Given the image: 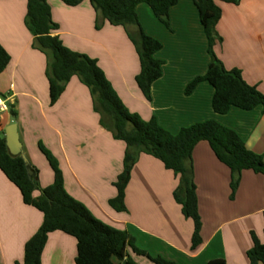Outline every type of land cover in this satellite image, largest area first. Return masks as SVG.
<instances>
[{
  "label": "crops",
  "instance_id": "crops-1",
  "mask_svg": "<svg viewBox=\"0 0 264 264\" xmlns=\"http://www.w3.org/2000/svg\"><path fill=\"white\" fill-rule=\"evenodd\" d=\"M51 18L58 25L53 35L74 51L95 59L120 99L142 119L155 117L172 133L198 121L214 119L234 129L248 149L264 158V111L232 106L225 114L212 108L214 88L206 81L190 94L187 84L204 74L211 57L208 40L192 0L170 7L169 27L146 3L136 7L143 30L162 47L155 57L163 61L162 75L151 85L147 100L136 84L140 71L135 46L122 26L108 21L96 28L98 17L89 0L70 6L48 0ZM222 14L215 47L227 69L237 68L243 79L264 94V0L219 2ZM27 0H0V44L10 62L0 74V96L17 111L15 121L24 153L38 170L42 188L53 181V171L39 149L41 142L58 160L66 191L103 222L126 230L133 243L150 256L176 264H249L252 233L264 231V177L243 170L233 198L231 172L206 140L192 153L194 182L202 220L201 243L191 248L193 222L185 218L173 198L178 177L163 163L141 153L126 187V210L116 211L109 200L116 196L114 182L123 170L126 145L100 125L89 89L73 76L58 100L50 104L46 77L47 56L33 46L25 25ZM264 85V84H263ZM9 110L0 111V134L11 122ZM40 192L36 190L35 196ZM43 221V214L25 204L17 186L0 169V264L22 263L26 241ZM76 239L53 231L41 254V264H76ZM136 264H155L128 247ZM263 264V263H259Z\"/></svg>",
  "mask_w": 264,
  "mask_h": 264
},
{
  "label": "trees",
  "instance_id": "trees-1",
  "mask_svg": "<svg viewBox=\"0 0 264 264\" xmlns=\"http://www.w3.org/2000/svg\"><path fill=\"white\" fill-rule=\"evenodd\" d=\"M62 1L74 6L83 0ZM89 1L102 19V22L99 18L96 19V28L99 29L102 23L108 21L126 30L140 62V71L135 76L136 84L144 97L150 100L151 85L162 75L163 61L155 57L162 44L143 30L136 7L139 3L148 4L154 15L169 27V9L178 0ZM192 1L207 36L211 60L206 72L187 84L185 93L190 94L198 83L206 81L214 88L212 108L216 113L225 114L232 106L251 110L261 105L264 111V94L256 85L247 83L239 69H227L215 52L216 45L222 40L216 29L222 14L219 2L238 4L240 0ZM25 25L33 35V46L47 56L46 77L50 104L58 100L68 81L77 76L90 91L100 125L126 145L123 170L114 182L117 193L109 200L114 210H126L125 194L132 167L141 153L149 154L159 159L166 169L172 170L178 177L173 198L180 205L183 216L193 222L191 248L195 249L202 241V220L192 159L195 145L206 140L217 159L230 169V198L235 195L243 170H252L264 177L263 156L248 149L234 129L214 119L198 121L172 133L162 127L155 117L144 120L137 113L130 112L97 61L64 46L59 36L53 35L58 25L51 18L48 0H27ZM9 62L10 55L0 44V74ZM8 110L16 118L17 111L12 104H8ZM38 146L54 174L52 183L44 188L40 186L38 170L30 163L33 174L29 175L23 158L9 153L5 136L0 134L1 171L17 186L23 202L43 214L41 225L25 243L22 263L17 264H41V254L48 234L53 231H62L76 239V264H136L128 253V247L136 254L146 255L155 264H176L161 256H150L134 245L133 238L126 230L115 228L96 218L82 202L66 191L62 172L54 155L41 142ZM36 190L40 192L38 196L34 195ZM251 236L252 246L247 251L249 264H264V231L262 239L254 233ZM220 263L223 260L216 259L208 264Z\"/></svg>",
  "mask_w": 264,
  "mask_h": 264
},
{
  "label": "water",
  "instance_id": "water-1",
  "mask_svg": "<svg viewBox=\"0 0 264 264\" xmlns=\"http://www.w3.org/2000/svg\"><path fill=\"white\" fill-rule=\"evenodd\" d=\"M5 140L9 153L13 156L20 155L27 166L28 174L32 175L33 171L30 166V161L24 153L22 142L19 138L17 123L14 117H11V122L5 127Z\"/></svg>",
  "mask_w": 264,
  "mask_h": 264
},
{
  "label": "built area",
  "instance_id": "built-area-1",
  "mask_svg": "<svg viewBox=\"0 0 264 264\" xmlns=\"http://www.w3.org/2000/svg\"><path fill=\"white\" fill-rule=\"evenodd\" d=\"M8 109V104L6 102V100L0 96V111H5Z\"/></svg>",
  "mask_w": 264,
  "mask_h": 264
},
{
  "label": "rangeland",
  "instance_id": "rangeland-1",
  "mask_svg": "<svg viewBox=\"0 0 264 264\" xmlns=\"http://www.w3.org/2000/svg\"><path fill=\"white\" fill-rule=\"evenodd\" d=\"M263 84H264V82L262 83V85H261V86H262V88L264 89V85H263ZM261 92H262V91H261Z\"/></svg>",
  "mask_w": 264,
  "mask_h": 264
}]
</instances>
